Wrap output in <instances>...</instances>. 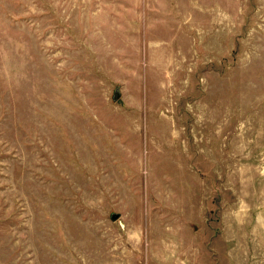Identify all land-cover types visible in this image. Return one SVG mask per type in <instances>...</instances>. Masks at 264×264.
I'll list each match as a JSON object with an SVG mask.
<instances>
[{
    "label": "rangeland",
    "instance_id": "rangeland-1",
    "mask_svg": "<svg viewBox=\"0 0 264 264\" xmlns=\"http://www.w3.org/2000/svg\"><path fill=\"white\" fill-rule=\"evenodd\" d=\"M0 264H264V0H0Z\"/></svg>",
    "mask_w": 264,
    "mask_h": 264
}]
</instances>
